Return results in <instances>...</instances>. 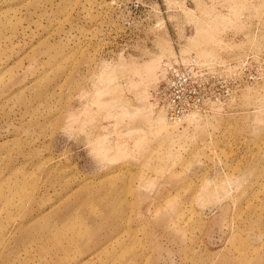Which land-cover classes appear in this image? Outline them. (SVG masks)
I'll list each match as a JSON object with an SVG mask.
<instances>
[{"label": "rangeland", "instance_id": "1", "mask_svg": "<svg viewBox=\"0 0 264 264\" xmlns=\"http://www.w3.org/2000/svg\"><path fill=\"white\" fill-rule=\"evenodd\" d=\"M0 264H264V0H0Z\"/></svg>", "mask_w": 264, "mask_h": 264}, {"label": "built area", "instance_id": "2", "mask_svg": "<svg viewBox=\"0 0 264 264\" xmlns=\"http://www.w3.org/2000/svg\"><path fill=\"white\" fill-rule=\"evenodd\" d=\"M180 62L175 60L165 65L162 84L153 93L157 107L175 125H183L189 118L206 113L210 104L221 103L228 93V89L225 92L218 89L222 84L220 79L198 74Z\"/></svg>", "mask_w": 264, "mask_h": 264}]
</instances>
